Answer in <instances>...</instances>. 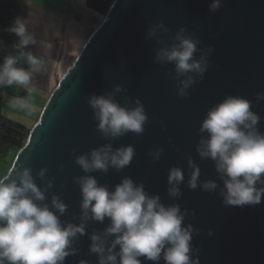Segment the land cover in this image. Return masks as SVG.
<instances>
[{
	"label": "water",
	"instance_id": "obj_1",
	"mask_svg": "<svg viewBox=\"0 0 264 264\" xmlns=\"http://www.w3.org/2000/svg\"><path fill=\"white\" fill-rule=\"evenodd\" d=\"M209 3L114 0L51 92L11 168L29 166L35 174L46 167V177L55 178L48 198L52 193L61 196L68 205L61 219L72 220L80 211L81 199L73 177L84 175L74 157L107 142L96 129L87 98L92 93H107L119 84L125 91L116 99L123 104L124 97L139 98L149 119L142 135L130 132L113 141L114 147H135L131 164L119 172L110 169L93 173L98 182L112 189L122 177L129 176L142 182L149 194H159L165 204L176 202L182 210L195 212L185 223L200 229L192 241L200 250V264H264V197L255 206L226 207L218 193L199 187L190 190L186 184L180 186L182 196L178 201L167 196L168 169L181 167L187 179L188 155L199 166L202 180L218 179L213 162L201 160L195 145L206 111L225 96L240 95L253 101V110L261 116L259 128L264 132V101L255 104V94L264 91V0H224L217 12L209 11ZM158 21L168 26L169 35L183 26L199 37L202 43L198 47L214 48L204 78L183 99L177 97L174 81L167 75L173 66L153 63L154 50L160 45L155 39H145L147 29ZM158 147L164 152L159 161L153 162L147 153ZM36 182L41 184L39 179ZM106 223H90L87 232L102 230ZM209 229L211 236L207 235ZM89 243L87 235L81 236L76 244L79 252L66 258L65 264H77L80 259L96 264Z\"/></svg>",
	"mask_w": 264,
	"mask_h": 264
},
{
	"label": "clouds",
	"instance_id": "obj_2",
	"mask_svg": "<svg viewBox=\"0 0 264 264\" xmlns=\"http://www.w3.org/2000/svg\"><path fill=\"white\" fill-rule=\"evenodd\" d=\"M223 2L210 0L209 11H219ZM4 31L17 40L12 45L15 54L5 55L0 62V88L24 87L28 95L10 99L9 105L32 112L31 84L34 74L44 69V59L29 47L37 40L24 17L16 16ZM170 32L163 21H158L147 29L145 39H155L160 45L154 50L153 63L173 66L167 75L174 81L177 97L183 99L204 78L214 48L198 47L202 43L199 37L183 26L173 35ZM123 91L117 84L107 93H92L87 98L96 129L107 142L74 157L84 175L73 177L81 199L80 211L72 220L61 219L68 209L61 196L52 193L48 198L55 178L46 177V167L33 174L29 166H14L0 176V264H65L66 258L79 252L76 244L84 235L88 236V250L96 256V264H200V250L192 243L200 229L185 223L195 212L182 210L176 202L165 204L159 194H149L142 182L129 176L110 189L93 175L128 167L136 155L135 147H114L113 141L130 132L140 136L145 131L149 117L144 104L139 98L128 97L122 104L116 97ZM261 101L264 91L255 94V104ZM260 120L253 101L240 95H227L208 108L200 123L195 151L201 160L213 162L218 179L202 180L199 166L188 155L187 179L181 167L168 169V198L178 201L182 196L180 186L186 184L190 190L199 187L218 193L226 207L260 204L264 197V132L259 128ZM163 152L158 147L147 155L156 162ZM59 168L62 171L64 165ZM105 222L102 230L87 232L90 223ZM212 234L209 229L207 235ZM77 264L90 261L80 259Z\"/></svg>",
	"mask_w": 264,
	"mask_h": 264
},
{
	"label": "crops",
	"instance_id": "obj_3",
	"mask_svg": "<svg viewBox=\"0 0 264 264\" xmlns=\"http://www.w3.org/2000/svg\"><path fill=\"white\" fill-rule=\"evenodd\" d=\"M11 1L19 4L15 17L25 18L29 32L37 40L36 45L29 47L34 54L42 56L45 66L40 73L34 74L32 84L46 96L72 65L104 17L90 10L87 0ZM16 40L12 34L11 53Z\"/></svg>",
	"mask_w": 264,
	"mask_h": 264
},
{
	"label": "trees",
	"instance_id": "obj_4",
	"mask_svg": "<svg viewBox=\"0 0 264 264\" xmlns=\"http://www.w3.org/2000/svg\"><path fill=\"white\" fill-rule=\"evenodd\" d=\"M113 2L114 0H87V5L90 10L105 17ZM18 10V2L0 0V62H2L5 55L10 53L12 38V34L4 31V29L12 24ZM24 66L27 67L26 65ZM1 102L2 95L0 88V161H4L3 155L9 149L15 150L17 155V153L25 146L31 130L17 122L3 119L1 117Z\"/></svg>",
	"mask_w": 264,
	"mask_h": 264
},
{
	"label": "rangeland",
	"instance_id": "obj_5",
	"mask_svg": "<svg viewBox=\"0 0 264 264\" xmlns=\"http://www.w3.org/2000/svg\"><path fill=\"white\" fill-rule=\"evenodd\" d=\"M11 49H12L11 50L12 54H14L13 51L15 52V50L13 49V47H11ZM57 83L53 87H56ZM31 87H32L31 102L34 106V110L32 112H27L19 108H13L9 105L10 99L14 97L15 98L26 97L28 95L27 90L24 87L13 85L11 87L1 88V95H2L1 117L3 119H9L11 121L17 122L30 130L33 128L34 124L38 121L40 117V113H41L40 108H42L45 105V103L49 98L50 93L53 91L51 88V90L48 91L45 96L42 91L38 90L37 87L34 86V84H31ZM15 155H16V151L13 149H9L3 155L4 161L3 160L0 161V176L6 174L7 171L11 168L12 163L15 159Z\"/></svg>",
	"mask_w": 264,
	"mask_h": 264
}]
</instances>
